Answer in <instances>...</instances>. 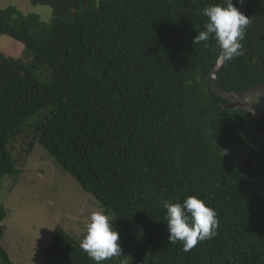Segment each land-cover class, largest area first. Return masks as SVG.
Wrapping results in <instances>:
<instances>
[{
    "label": "trees",
    "instance_id": "obj_1",
    "mask_svg": "<svg viewBox=\"0 0 264 264\" xmlns=\"http://www.w3.org/2000/svg\"><path fill=\"white\" fill-rule=\"evenodd\" d=\"M29 1L50 6L51 21L0 9V35L32 53L25 64L0 52V182L19 173L14 148L27 132L26 153L41 144L100 202L121 256L264 264V111L217 96L208 76L221 50L213 38L192 43L205 30L202 9L228 0ZM246 16L241 55L217 76L227 91L264 82V0H249ZM188 196L219 223L185 252L168 242L164 204ZM7 215L0 204V264H14L3 245ZM80 242L56 226L43 264H95Z\"/></svg>",
    "mask_w": 264,
    "mask_h": 264
},
{
    "label": "rangeland",
    "instance_id": "obj_2",
    "mask_svg": "<svg viewBox=\"0 0 264 264\" xmlns=\"http://www.w3.org/2000/svg\"><path fill=\"white\" fill-rule=\"evenodd\" d=\"M8 6H15L23 15L38 14L43 22L52 19L48 5H33L29 0H0V9ZM0 52L25 64L32 60L30 50L7 35H0ZM46 75V70H39V81ZM251 109L257 112L256 107ZM32 138L27 132L18 138L14 155L19 173L5 176L0 182V204L8 212L3 222L6 227L3 245L14 264H43V250L56 226L82 240L91 214L104 212L100 202L64 171L41 144L36 143L33 150L25 152ZM108 260L116 264H141L121 254Z\"/></svg>",
    "mask_w": 264,
    "mask_h": 264
},
{
    "label": "clouds",
    "instance_id": "obj_3",
    "mask_svg": "<svg viewBox=\"0 0 264 264\" xmlns=\"http://www.w3.org/2000/svg\"><path fill=\"white\" fill-rule=\"evenodd\" d=\"M202 14L207 17L205 30L200 31L192 43L206 42L213 38L225 60L241 55V41L250 18L234 6L233 0H228L226 6L212 5L203 8ZM164 207L168 242H181L185 252L191 251L198 242L216 235L215 230L219 223L217 213L201 198L188 196L182 202H165ZM80 248L95 264H101L122 253L120 233L113 229L109 217L104 212L91 214Z\"/></svg>",
    "mask_w": 264,
    "mask_h": 264
},
{
    "label": "water",
    "instance_id": "obj_4",
    "mask_svg": "<svg viewBox=\"0 0 264 264\" xmlns=\"http://www.w3.org/2000/svg\"><path fill=\"white\" fill-rule=\"evenodd\" d=\"M248 4H249V0H242V2L241 0H239L238 10L246 15ZM225 62L226 60L224 59L221 51L218 60L216 61L214 67L212 68L208 76L212 91L217 96L230 101V107H234L235 105H240V106H248L250 108H254V106L248 103V100H250V98L253 96H257L264 93V82L255 87L243 91H227L222 89L218 84L217 76L219 70L221 69V67L224 65ZM242 100H246L245 103H241Z\"/></svg>",
    "mask_w": 264,
    "mask_h": 264
},
{
    "label": "flooded vegetation",
    "instance_id": "obj_5",
    "mask_svg": "<svg viewBox=\"0 0 264 264\" xmlns=\"http://www.w3.org/2000/svg\"><path fill=\"white\" fill-rule=\"evenodd\" d=\"M250 100H252V106L256 107V109L258 108L259 110L264 111V93L257 95V96H253L250 98ZM243 102H245L246 100H242Z\"/></svg>",
    "mask_w": 264,
    "mask_h": 264
}]
</instances>
